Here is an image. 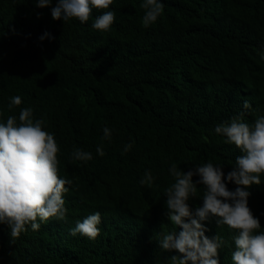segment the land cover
<instances>
[{"label": "trees", "instance_id": "16d2710c", "mask_svg": "<svg viewBox=\"0 0 264 264\" xmlns=\"http://www.w3.org/2000/svg\"><path fill=\"white\" fill-rule=\"evenodd\" d=\"M160 2L162 15L144 28L143 0H113L115 21L100 32L92 24L103 11L81 24L53 20L56 0L45 8L0 0V122L31 107L59 146L60 178L73 181L65 221L28 225L13 242L0 224V264H169L177 253L161 250L157 234L174 230L161 189L171 165L198 160L232 170L241 153L214 129L245 111L244 101L246 122L264 115V0ZM45 33L54 39L41 41ZM14 96L22 103L9 110ZM75 148L93 159L73 161ZM149 170L154 183L142 186ZM249 207L264 230V175ZM96 212L95 240L70 234ZM216 220L202 222L205 235L223 238L220 264H232L236 233Z\"/></svg>", "mask_w": 264, "mask_h": 264}, {"label": "clouds", "instance_id": "9594fccd", "mask_svg": "<svg viewBox=\"0 0 264 264\" xmlns=\"http://www.w3.org/2000/svg\"><path fill=\"white\" fill-rule=\"evenodd\" d=\"M52 3L53 0H35L38 8L50 7ZM112 4L113 0H56L51 16L53 20L76 19L84 24L94 9L103 11L92 28L107 32L115 21L114 11L108 10ZM140 7L144 10V28L155 24L164 10L160 0H143ZM46 37L54 39L49 33L39 39L43 41ZM21 103V97H12L9 110ZM250 107L244 101L245 111L214 129L216 135L224 137L226 143L235 145L241 153L230 172L198 160L183 170L175 163L169 168L172 177L161 189L166 199L164 215L174 230L157 234L161 250L177 253L170 256L169 264H220L219 249L225 242L218 234L212 238L205 235L208 229L202 222L210 217L217 218L218 226L226 225L236 233L232 238L235 246L232 264H264V230L249 207L253 191L264 175V115L254 123L246 122L245 112ZM111 138L112 131L104 127L102 139ZM132 146L125 145L124 152ZM59 151L54 134L45 130L43 119H34L31 107L22 108L18 117L9 114L6 121L0 122V224L8 226L11 242L26 232L28 225L38 231L49 220H66L64 195L73 181L59 176ZM96 152L101 157L105 155L102 146H97ZM71 158L82 162L93 159L90 152L79 148L73 150ZM154 180L149 170L140 184L151 186ZM227 182L237 185L234 191L228 189ZM190 206H195V210ZM100 223L101 214L96 212L78 221L70 234L95 240L100 234Z\"/></svg>", "mask_w": 264, "mask_h": 264}]
</instances>
